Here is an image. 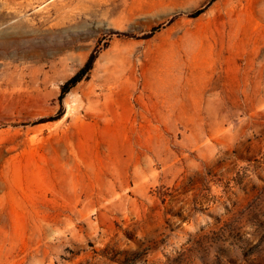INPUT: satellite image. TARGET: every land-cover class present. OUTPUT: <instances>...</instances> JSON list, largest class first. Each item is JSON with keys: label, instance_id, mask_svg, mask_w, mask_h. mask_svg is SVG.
Segmentation results:
<instances>
[{"label": "rangeland", "instance_id": "obj_1", "mask_svg": "<svg viewBox=\"0 0 264 264\" xmlns=\"http://www.w3.org/2000/svg\"><path fill=\"white\" fill-rule=\"evenodd\" d=\"M263 257L264 0H0V264Z\"/></svg>", "mask_w": 264, "mask_h": 264}, {"label": "trees", "instance_id": "obj_2", "mask_svg": "<svg viewBox=\"0 0 264 264\" xmlns=\"http://www.w3.org/2000/svg\"><path fill=\"white\" fill-rule=\"evenodd\" d=\"M89 69H90L89 66L85 65L84 68L81 69L79 73H77L73 78H71L68 82H66L62 89V94L67 93L71 88H73L81 80L83 75L89 71ZM226 239L229 241V245L232 246L242 241V235L238 230L230 229L229 235L227 236ZM257 247L255 246L252 249H248V250L245 247L239 248V249L241 250V254L243 258L247 260V258L252 255L254 249H257ZM246 263L247 264H264V257L260 259L259 258L252 259L250 261H246Z\"/></svg>", "mask_w": 264, "mask_h": 264}]
</instances>
